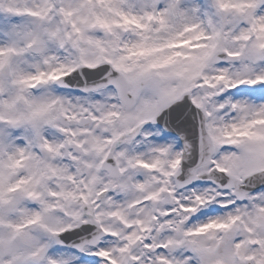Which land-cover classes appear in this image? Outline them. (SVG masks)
Returning a JSON list of instances; mask_svg holds the SVG:
<instances>
[{
    "label": "snow or ice",
    "instance_id": "1",
    "mask_svg": "<svg viewBox=\"0 0 264 264\" xmlns=\"http://www.w3.org/2000/svg\"><path fill=\"white\" fill-rule=\"evenodd\" d=\"M0 264H264V0H0Z\"/></svg>",
    "mask_w": 264,
    "mask_h": 264
}]
</instances>
